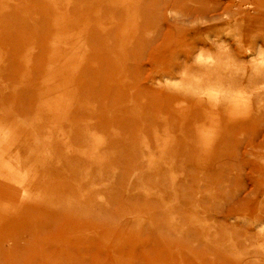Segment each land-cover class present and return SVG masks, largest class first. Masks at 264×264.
<instances>
[{
    "label": "rangeland",
    "instance_id": "obj_1",
    "mask_svg": "<svg viewBox=\"0 0 264 264\" xmlns=\"http://www.w3.org/2000/svg\"><path fill=\"white\" fill-rule=\"evenodd\" d=\"M0 264H264V0H0Z\"/></svg>",
    "mask_w": 264,
    "mask_h": 264
}]
</instances>
